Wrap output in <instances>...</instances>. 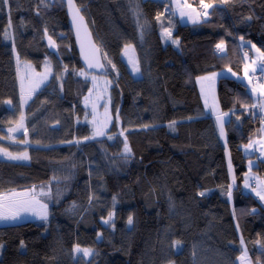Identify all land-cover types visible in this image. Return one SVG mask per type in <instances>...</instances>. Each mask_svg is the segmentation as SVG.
<instances>
[{
    "label": "trees",
    "instance_id": "16d2710c",
    "mask_svg": "<svg viewBox=\"0 0 264 264\" xmlns=\"http://www.w3.org/2000/svg\"><path fill=\"white\" fill-rule=\"evenodd\" d=\"M76 1L111 82L114 122L101 136L83 103L93 74L81 65L63 0L0 4V147L13 148L8 130L24 113L19 65L52 69L25 110L18 140L29 158L0 157V194L30 190L48 218L0 225V264H239L244 248L252 264H264V205L243 190L249 156L242 146L262 135L260 98L249 83L218 79L220 110L231 115L232 181L198 84L224 68L242 74L244 42L264 52V0H203L213 5L206 17L201 0H185L199 11L193 23L181 21L172 0ZM126 46L139 76L123 56ZM253 171L264 183V160Z\"/></svg>",
    "mask_w": 264,
    "mask_h": 264
},
{
    "label": "rangeland",
    "instance_id": "374dc122",
    "mask_svg": "<svg viewBox=\"0 0 264 264\" xmlns=\"http://www.w3.org/2000/svg\"><path fill=\"white\" fill-rule=\"evenodd\" d=\"M183 1L185 0H172L173 6L175 7V9L178 11L181 10L185 13L187 11L195 10V12L197 13V16L199 17L200 10L198 11L192 6H189L188 4L183 3ZM178 4L180 5V7H178ZM244 44L249 47L244 51L245 66L246 65L249 66L247 72L245 70V66H244V71L242 74H238L237 72L233 71L231 68H224L216 72H211V73L202 75L198 78V84L201 90L203 103L205 105L206 112H209L211 115H214L216 117V120L218 116H221L224 121V135L222 136V139H223L224 146L226 147V156L228 160V167L231 171L232 181H234L235 179V174L233 172V165L231 162L230 149L227 144V133L225 129V124L231 115L229 112H222L220 110V105L218 101V79L222 76H227V77H234L242 82L249 83L250 81L249 76L251 75V73L260 71V65L264 62L262 58L260 57L259 53H257L256 51V49H259V48L256 46L252 47L253 44L250 42H244ZM123 56L125 60L128 62V64L130 65V68L132 72L134 73V75L139 76L140 75L139 71H135V68L138 67V63H137V59H136V55H135L133 47L126 46L123 52ZM252 69H255V71H253ZM213 73L216 74L214 77L212 75ZM262 73L264 74V72ZM51 76H52V69L49 63L45 64L44 68L41 71H38L32 64L27 63V62L21 63L19 65L18 78H19V86H20V92H21V105L24 109L23 110L24 113L22 114L23 119H20L18 123H16L13 127H11L8 130V137H9L8 141L10 142V144L12 143V145L10 146H13V148L11 149L8 147H0V157L11 158L8 155H6L5 152L11 153L12 156H21L24 153H27L26 150L22 149V147L26 145L24 144V141L18 140L20 138L19 136L25 133L26 131L25 110H26L27 105H29L33 101L34 96L39 91L44 89L46 85L49 84ZM44 77H47V78L44 79ZM89 78L91 80L92 86L90 90L87 92L85 96V100L83 102L86 108L90 112L88 122L91 125V127H93L94 132L97 129H103V132L105 134L111 128L114 122V113H113V109H112L111 101L109 97L110 95L109 89L111 86V82L107 76L100 75V74L89 75ZM201 78H206V79H201ZM37 84L39 85L38 87H36ZM261 85H264V82L256 87L251 86L252 91L253 89L256 90V91H253L256 97L258 99L260 98L259 105L264 104V96L260 95ZM223 114H227V115H223ZM21 124L23 125V127H20ZM218 125H219V122H218ZM262 128H263V133H262L263 136L261 135L259 138L253 141H250L249 143L242 146L243 149L244 148L248 149V151L244 150V152L246 156H249V158L247 159L248 166H249V169H248L249 172L251 171L252 167L257 166L259 163V157L253 156L254 151H251V152L249 151L251 149V146H253L254 142L262 140V144H264V122L262 124ZM219 129H220V125H219ZM18 143H21L20 148L17 147ZM249 145L251 146L248 147ZM14 160H17V159H14ZM21 160H25V159H21ZM13 193H25V195H13ZM2 197H8L11 201H16V202H28L29 206L35 209V212L34 211L21 212L20 218L18 220L0 221V225L19 224V223H23L29 220H41L36 215V212L41 211V205H46V204H44L37 197V195H35L32 191L30 190L12 191L10 193L0 194V198ZM16 210L17 209L15 207L11 208V211H16ZM47 212H48V206H47ZM241 257H244V259L241 260ZM238 262L239 264H252L250 261L247 249L244 248L242 254L238 258Z\"/></svg>",
    "mask_w": 264,
    "mask_h": 264
},
{
    "label": "snow or ice",
    "instance_id": "6c2138e0",
    "mask_svg": "<svg viewBox=\"0 0 264 264\" xmlns=\"http://www.w3.org/2000/svg\"><path fill=\"white\" fill-rule=\"evenodd\" d=\"M9 0H0V4H8ZM222 2H226V0H222ZM69 3V8L70 10L73 12V21L74 23L79 21L80 23L83 22V17L80 15V9L75 7L73 0H68ZM201 4L203 6V8L205 9H209L212 8L213 5L212 4H204L203 0H201ZM178 7H180V5L178 4ZM185 13L181 12V16H184ZM208 15L207 11L204 12V16L206 17ZM159 18V17H158ZM194 22H196V20H194ZM11 26V24L9 25ZM166 34L168 37H171V32H168L167 30H165ZM79 35V33H78ZM241 39H243L241 37ZM49 41L50 44H52L54 46V42L51 40V37H49ZM173 44H178L177 40H172ZM252 47H255V45H252ZM216 48L220 51L223 52L224 51V43L223 41H221V43L216 45ZM257 53H259L260 57L262 58V60H264V52H261L260 49H256ZM89 67H92V64L89 63ZM249 66H245V70L247 72ZM253 71H255V69H252ZM135 71H139V68H135ZM260 71L264 72V63H262L260 65ZM81 75H84V73H80ZM213 77L216 75L215 73L212 74ZM47 77H44V79H46ZM201 79H206V78H201ZM39 85L37 84L36 87H38ZM253 91H256L255 89H253ZM260 95L264 96V85H261V92ZM26 102V101H25ZM262 110H264V104H260L258 105ZM253 107H257V105H254ZM223 115H227V114H223ZM118 118V117H117ZM23 119V117L21 118ZM217 120L219 122L220 125V134L223 136L224 135V121L222 119L221 116L217 117ZM174 123L172 122L169 127H172L174 130ZM20 127H23V125L21 124ZM100 135H104L103 129H97L94 132V136H100ZM111 139V137H109ZM85 139H88V137H85ZM251 145H249L248 147H250ZM123 153L125 155V159L127 160L128 158H130L131 156V148L129 147L128 143L125 140L124 143V148H123ZM6 155H8L9 157H11L12 159H28V155L27 153H24L21 156H12L11 153H7L5 152ZM251 164V162H250ZM13 195H25V193H13ZM201 196L205 195V193L201 192L200 193ZM257 195L260 197L261 200H264V194H262L261 192H257ZM115 199V198H114ZM15 207L17 210L16 211H11V208ZM25 211H34L35 209L31 208L28 204V202H16V201H11L8 197H2L0 198V221H16L20 218V213L21 212H25ZM36 215L41 219V220H47L48 218V212H47V205H41V211L36 212ZM111 216L112 214H109V219L105 220L104 223L108 224L111 221ZM133 223V218L131 216L128 217V224L131 225ZM21 247H24V242L21 241L20 242ZM0 247H2V245H0ZM75 251L77 252H83V254L85 256L91 255L92 250L91 249H80L79 246L76 247ZM244 257H241V260H243Z\"/></svg>",
    "mask_w": 264,
    "mask_h": 264
},
{
    "label": "water",
    "instance_id": "95a60500",
    "mask_svg": "<svg viewBox=\"0 0 264 264\" xmlns=\"http://www.w3.org/2000/svg\"><path fill=\"white\" fill-rule=\"evenodd\" d=\"M66 7V15L70 31L73 35L74 43L80 58L81 65L88 74H107L105 63L100 46L96 42L94 33L89 25L86 16L76 0H73L75 7L80 9L83 22L73 21V12L69 8L68 0H63ZM79 33V35H78ZM89 63L92 67H89Z\"/></svg>",
    "mask_w": 264,
    "mask_h": 264
},
{
    "label": "crops",
    "instance_id": "0c3cea01",
    "mask_svg": "<svg viewBox=\"0 0 264 264\" xmlns=\"http://www.w3.org/2000/svg\"><path fill=\"white\" fill-rule=\"evenodd\" d=\"M181 11V10H179ZM178 10H176L177 15L180 17L181 21L183 23H193L194 20L198 21V16L197 13L195 12V10L192 11H187L185 13L184 16H181V12H179ZM262 133H263V128H262ZM263 136V134H262ZM244 150H247V148H244ZM254 151L253 156L255 157H259V159H263L264 160V144H262V140L254 142L253 146H251V149L249 152ZM252 154V153H250ZM261 154V155H259ZM253 168V167H252ZM251 168V171L247 172L245 175V181L243 182V190L245 193L247 194H253L254 196H256L261 203L264 205V200H261L260 197L257 195V192H261L262 194H264V183L262 178L257 175L256 172L253 171V169ZM234 172V169H233ZM229 175H230V179L232 180V176H231V171L229 169Z\"/></svg>",
    "mask_w": 264,
    "mask_h": 264
},
{
    "label": "built area",
    "instance_id": "2783aa9c",
    "mask_svg": "<svg viewBox=\"0 0 264 264\" xmlns=\"http://www.w3.org/2000/svg\"><path fill=\"white\" fill-rule=\"evenodd\" d=\"M199 10L202 14H204V12H205L204 8L200 7ZM249 79H250V84L253 87H256V86H258L264 82V76H263L262 72H260V71L251 73V75L249 76ZM260 112H263V110L261 108H260ZM263 122H264V119H263Z\"/></svg>",
    "mask_w": 264,
    "mask_h": 264
}]
</instances>
